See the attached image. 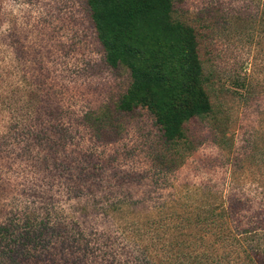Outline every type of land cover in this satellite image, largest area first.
<instances>
[{
    "label": "rangeland",
    "instance_id": "1",
    "mask_svg": "<svg viewBox=\"0 0 264 264\" xmlns=\"http://www.w3.org/2000/svg\"><path fill=\"white\" fill-rule=\"evenodd\" d=\"M255 7L174 1V17L198 35L213 104L187 126L198 145L178 161L147 108L114 109L131 77L106 63L84 0H0V264H172L148 243L146 221L181 222L214 205L229 208V230L264 225ZM90 111L109 112L112 131L89 128ZM218 230H201L205 242L192 249L204 264L225 252Z\"/></svg>",
    "mask_w": 264,
    "mask_h": 264
},
{
    "label": "trees",
    "instance_id": "2",
    "mask_svg": "<svg viewBox=\"0 0 264 264\" xmlns=\"http://www.w3.org/2000/svg\"><path fill=\"white\" fill-rule=\"evenodd\" d=\"M174 1L84 0V3L106 63L125 67L131 77L114 109L130 113L138 107L147 108L161 127L165 144L178 149L174 154L181 161L198 145L195 137L189 136L187 126L209 115L213 104L198 35L192 26L174 17ZM255 6L256 37L264 27L261 26L264 0H255ZM110 117L109 112L90 111L85 114V124L104 136L112 131ZM100 123L107 125L101 128ZM228 209L214 205L202 213L195 208V216L180 217L181 222L167 216L146 221L152 231L146 239L148 243L162 244L171 253L172 264H204L203 257L193 255L192 249L205 242L208 232L201 230L207 231L212 226L219 229L214 243L222 242L227 251L214 264H234L239 258L245 264H264V225L255 221V228L229 230ZM197 227L201 230L197 231ZM229 246L232 251L227 250ZM206 256L205 260L210 261L209 255Z\"/></svg>",
    "mask_w": 264,
    "mask_h": 264
}]
</instances>
